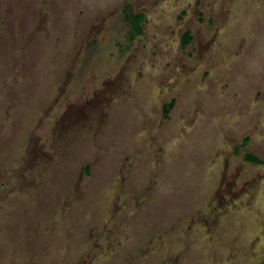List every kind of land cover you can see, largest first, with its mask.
<instances>
[{"label":"rangeland","instance_id":"1","mask_svg":"<svg viewBox=\"0 0 264 264\" xmlns=\"http://www.w3.org/2000/svg\"><path fill=\"white\" fill-rule=\"evenodd\" d=\"M0 264H264V0H0Z\"/></svg>","mask_w":264,"mask_h":264},{"label":"trees","instance_id":"2","mask_svg":"<svg viewBox=\"0 0 264 264\" xmlns=\"http://www.w3.org/2000/svg\"><path fill=\"white\" fill-rule=\"evenodd\" d=\"M124 19L127 21V23L130 26V31H129V39L131 41H134L136 38L142 36L144 34V26L143 23L145 22V16L142 14H136L132 10V6L128 5L124 9ZM192 42V37L190 36L189 33L185 34L183 37V44L184 46L190 44ZM175 105V102L172 101L169 105H167L165 109V114L166 116L169 115L171 110L173 109ZM248 140L246 141V143ZM245 160L249 163L252 164H262V161L259 160L258 158L252 156V155H247L245 157Z\"/></svg>","mask_w":264,"mask_h":264}]
</instances>
